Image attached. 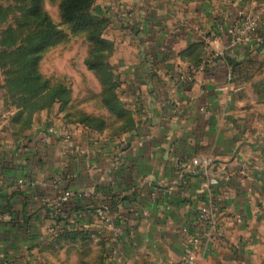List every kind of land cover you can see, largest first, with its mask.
I'll use <instances>...</instances> for the list:
<instances>
[{
  "label": "crops",
  "instance_id": "0c3cea01",
  "mask_svg": "<svg viewBox=\"0 0 264 264\" xmlns=\"http://www.w3.org/2000/svg\"><path fill=\"white\" fill-rule=\"evenodd\" d=\"M118 8L120 100L135 121L120 138L68 122L58 105L16 134L0 90V264H187L183 228L208 197L219 223L196 264H264V0ZM243 10L262 24L234 43ZM65 124L72 141L41 140ZM195 158L212 160L208 174Z\"/></svg>",
  "mask_w": 264,
  "mask_h": 264
},
{
  "label": "rangeland",
  "instance_id": "374dc122",
  "mask_svg": "<svg viewBox=\"0 0 264 264\" xmlns=\"http://www.w3.org/2000/svg\"><path fill=\"white\" fill-rule=\"evenodd\" d=\"M133 1L91 0L86 12L94 16L95 27L88 30L75 27L63 20L60 9L62 0H45L44 9L59 29L54 44L43 52L38 65V71L42 76L41 83L46 87L35 89L40 92L38 95L14 96L5 92L6 105L10 109L6 112L7 119L11 116L9 122L18 120L26 128H31L35 116L41 109L47 105L49 107L58 104L68 122L72 124L107 133L112 138H120L127 133L133 120L129 110L124 107L121 100L119 104L121 103L124 108L123 112L119 113L105 103L109 99H104L106 93L112 95L117 91L119 69L118 62L114 59L116 48L113 53H107V46L102 40L112 42L118 39L125 40L126 36L117 29L115 33H110L112 30L110 27L114 25L112 20L119 9L118 5ZM29 13L27 0H0V54H5V58L16 51L17 47L26 44V34L30 29L28 26L20 29L16 24H20V20L25 22ZM106 20L107 26L102 23ZM34 27L37 32L42 28L39 22H36ZM12 29L18 30L17 45L11 44ZM96 29L101 38L97 42L90 39ZM1 64L2 62L0 76L2 83L6 85V73L17 70L18 67L10 64L4 69ZM60 86L66 88L65 94L68 99L65 101L52 98V92Z\"/></svg>",
  "mask_w": 264,
  "mask_h": 264
},
{
  "label": "trees",
  "instance_id": "16d2710c",
  "mask_svg": "<svg viewBox=\"0 0 264 264\" xmlns=\"http://www.w3.org/2000/svg\"><path fill=\"white\" fill-rule=\"evenodd\" d=\"M91 0H62L61 2V15L65 22L70 23L71 25L75 27H83L88 30H91L95 27L94 22L95 18L93 15H90L86 12V9L89 7V3ZM185 2L188 1H204V0H184ZM26 2V1H23ZM45 0H27L28 5V11L30 12L25 20V22H21L20 24H16L18 28L27 27L29 32L26 34V44L20 45L16 48V51H14L12 54L8 56V58H5V54H0L1 60L0 63L2 68H7L8 65L12 64L16 67H18L17 70H10L6 73L7 81L6 85L4 83H0V90L2 91L3 95H5V92L8 94L15 95H38L40 92L35 91V89L45 88L46 86L41 83L42 76L38 71V65L41 60V56L45 50H47L49 47H51L54 44V40L59 34V29L56 24L52 22L50 19V15L47 14V12L44 9ZM36 22H39V24L42 26L41 30L37 32L35 30V24ZM105 23L106 26L108 25L107 20L102 22ZM18 31V30H16ZM14 29H12V43L13 45H17L18 42L17 34ZM91 41H100L99 33L96 29L94 32H92L90 36ZM102 42L107 46V53H113L115 50V43L108 40H102ZM10 46V44H9ZM7 52V51H4ZM10 61V63H9ZM94 65L92 64V67ZM101 66V65H100ZM15 76H12V75ZM119 84L117 86L116 93L112 94L106 93L105 100L109 98L105 103L112 108L113 110H116L118 113L123 112V106L120 103V77L118 78ZM59 89V93H58ZM119 89V91H118ZM53 93V99L55 100H67L66 96V88L59 87L57 88ZM115 99V100H114ZM58 104H53L46 108L41 109L43 110H51L54 106ZM126 108V107H125ZM127 109V108H126ZM129 110V109H128ZM38 112V111H37ZM131 115L133 116V113L129 110ZM134 118L132 120V125L129 130H131L134 127ZM13 125L16 134L23 133L25 131L26 126L21 124L18 120H15L14 122H11ZM128 130V131H129ZM127 131V132H128ZM78 236H81V239H85L84 234L80 233H74L73 239L78 238ZM83 264L86 263V260H82ZM96 264H105L104 259H99V262Z\"/></svg>",
  "mask_w": 264,
  "mask_h": 264
},
{
  "label": "built area",
  "instance_id": "2783aa9c",
  "mask_svg": "<svg viewBox=\"0 0 264 264\" xmlns=\"http://www.w3.org/2000/svg\"><path fill=\"white\" fill-rule=\"evenodd\" d=\"M262 17L260 14L243 10L240 13L238 26H236L232 32V39L234 43L243 42L250 36L254 35L261 27ZM200 67H193L181 76V80L190 83L195 80L198 71L202 70ZM39 136L43 142H51L53 137H60L66 142L73 140V128L70 125H63L61 127L49 126L39 131ZM212 160L195 158L193 161V167L201 170L203 173L208 174ZM20 187L27 184L26 180H19ZM73 196L72 192L66 191L59 197V202L63 203L69 200ZM103 218L108 223L113 222L112 215L108 210L103 213ZM219 218L216 210V203L212 197L205 198L197 209L196 219L193 223L188 224L183 228V234L187 241L188 251L185 256L187 264H196L198 252L201 250V245L206 237L212 235V231L218 227Z\"/></svg>",
  "mask_w": 264,
  "mask_h": 264
}]
</instances>
